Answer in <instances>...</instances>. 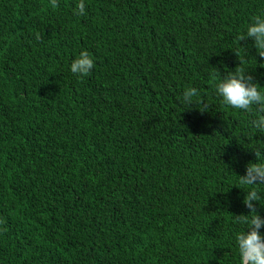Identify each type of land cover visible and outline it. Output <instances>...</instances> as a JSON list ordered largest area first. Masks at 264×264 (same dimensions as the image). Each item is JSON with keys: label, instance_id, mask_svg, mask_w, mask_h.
<instances>
[{"label": "trees", "instance_id": "trees-1", "mask_svg": "<svg viewBox=\"0 0 264 264\" xmlns=\"http://www.w3.org/2000/svg\"><path fill=\"white\" fill-rule=\"evenodd\" d=\"M78 3L0 0V264H240L264 131L212 77L244 67L264 91L246 36L264 0Z\"/></svg>", "mask_w": 264, "mask_h": 264}, {"label": "clouds", "instance_id": "clouds-1", "mask_svg": "<svg viewBox=\"0 0 264 264\" xmlns=\"http://www.w3.org/2000/svg\"><path fill=\"white\" fill-rule=\"evenodd\" d=\"M53 9L59 7L58 0H50ZM86 10L85 0H79L77 5V14L84 15ZM253 22L249 24L246 36L255 41L259 55L264 57V16L256 15L252 18ZM36 35V39H40ZM244 35L238 37L241 41ZM242 64V61H241ZM95 62L87 50H82L79 56L71 63L70 70L73 74L87 76L94 68ZM244 67H237L235 72H229L227 76L213 74V83L216 93L222 98L223 104L233 108L243 110L248 113L255 111L256 119L251 121L253 133L257 130L264 131V91L258 84L252 82L250 75H245ZM200 92L196 87L189 86L184 89L183 102L191 106L193 103L203 105L201 110H206L202 99H199ZM194 98H197L194 100ZM259 158L261 153L256 151ZM239 184L248 186L247 195L244 197V203L251 210L250 215L235 216V221L241 225L250 228V231H241L236 234L240 264H264V238H262L259 229L264 226V218L256 211L253 201H260V191L256 185L264 184V160L257 163H249L246 168V174L239 176ZM3 223V221H0Z\"/></svg>", "mask_w": 264, "mask_h": 264}]
</instances>
